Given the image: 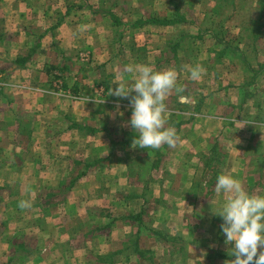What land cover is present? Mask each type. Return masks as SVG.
<instances>
[{"label": "crops", "instance_id": "obj_1", "mask_svg": "<svg viewBox=\"0 0 264 264\" xmlns=\"http://www.w3.org/2000/svg\"><path fill=\"white\" fill-rule=\"evenodd\" d=\"M255 1L223 0L231 6L230 13L212 12V20L220 16L245 23L254 18ZM27 2L0 0V80L7 83L0 82V211L17 210L21 200H28L31 206L19 207L22 211L64 210L75 216L78 225L68 231L73 217L66 218L65 223L58 219L65 216L62 211L46 216L42 226L39 221H0L1 230L6 225H18L19 235L40 228L48 236L56 232V239L65 238L69 252L62 256L58 248L48 245L49 239L34 250L26 248L14 254L9 264L16 257L18 264H72L75 257L78 264H227L234 259L231 251L226 253L222 245H217L221 239L225 242L224 234L217 237L219 217L212 215L211 220L203 221L205 217L202 220L193 211L199 210L194 209L198 203V208L215 212L227 200L228 193L215 191L220 174L232 175L251 194L264 195V168L256 172L246 165L264 161V128L250 124L248 116L252 105L264 116V43L261 66L251 71L248 65L254 61L244 55L242 67L233 59H210L212 64L201 67L198 80L179 73L177 87L183 91L173 90L168 95L167 108L169 112L178 107L179 113H185V109L196 113L176 126L178 139L174 147L164 144L159 149H144L132 143L138 133L129 124V98L110 94L121 80L130 84L134 78L124 71V62H120L118 49L113 46L120 42L117 35L111 38L112 32L108 34L109 30L86 12L75 19L64 16L52 23L48 15L39 17ZM26 20L33 22L31 26L42 27L37 37ZM249 27L237 28L251 33ZM178 28L186 29L184 25ZM233 28H226L225 34L234 32ZM212 32L209 29L206 33L213 38ZM156 33H149L151 37L144 42L132 38L133 53L140 50L150 56L154 45L149 40ZM261 35L263 40V23ZM225 40L220 39L219 44L229 49V41ZM241 41L240 48L248 54L260 48L249 34L241 35ZM182 43L179 51L184 47ZM160 44L165 54L163 63L170 61L169 52L174 51L171 43ZM204 44L196 46L194 53L206 47ZM78 50H89L92 62L87 64L96 62L100 69L96 73L89 68L72 78L82 82L81 92L77 81L71 85L64 76ZM149 58L132 57L134 61L128 63L146 65ZM53 68L64 74H53ZM55 79H61L62 90L53 86ZM187 80H204L212 85L208 90L198 85L195 91L188 87ZM257 82H262L261 90L252 87ZM76 94H82V98ZM255 94H262V103L253 101ZM179 95L189 96V103L180 104ZM167 126L172 127L170 122ZM196 179H208L198 189L202 197L194 190ZM44 193L51 194V199L42 200L40 195ZM124 213L135 215L126 217ZM203 224H207L205 230ZM207 230L214 232L212 238L204 236ZM158 233L163 236L160 238ZM20 236L18 245L26 237ZM132 237L134 244L130 247ZM212 241L217 246L210 244ZM91 244L93 251L88 246ZM6 253L12 256L8 250ZM98 256L104 259H89Z\"/></svg>", "mask_w": 264, "mask_h": 264}, {"label": "rangeland", "instance_id": "obj_2", "mask_svg": "<svg viewBox=\"0 0 264 264\" xmlns=\"http://www.w3.org/2000/svg\"><path fill=\"white\" fill-rule=\"evenodd\" d=\"M222 2L223 0H28L26 4L30 6L32 10L38 12L40 14L39 17L43 18L44 17L43 15L46 16L48 15L49 18L53 20L52 23H56V21L60 19V17L62 18L64 16H66L65 18L68 19L70 18L75 19L77 17H80V15H84V13L86 12L89 16L92 17L93 20H97L99 24L106 27L109 30L108 34L112 32V35H110L111 38L114 37L113 34L117 35L118 37L117 40H119L120 42L115 43V45L113 46L114 48L118 49V55L120 56L119 59H121L120 62L121 61L124 62L122 64L123 66L129 65L128 61H134V59L131 60L132 57L136 58L137 60H142V59L146 60V58L150 57L146 65L152 66L153 70L175 68L178 74L179 73L186 74L189 77L190 75L188 69L185 66L195 67L199 65L203 69H205L204 66H207V64H209V62L211 61L210 59H220L221 62H228L229 60L233 59V62H236L237 64L240 65V67H242V65L240 64L241 63L240 60L243 58L244 55H247L254 61L253 63L248 65L249 70L251 71L253 69H256L258 66H261L260 64L262 63L260 60H262V43H264V39L262 40V35L259 37V33L262 32V23L264 25V19L262 17L264 16V0L255 1L254 5L256 6L255 7L256 9L253 12L254 18L251 20H247L245 23L238 22L239 20L237 19H235L234 21L231 19L227 20V18L220 19V16L215 20H212L211 17L212 12L221 13L222 15L224 14L227 15L230 13L231 6L229 5L227 7ZM66 13L68 14L66 15ZM29 17L30 15L29 16L27 15L26 18L28 19ZM152 17H157L158 19L163 21L169 19L176 20V23H172L171 25H169V24H158L155 22H150L146 24L147 23L146 22L143 25H137L136 27L130 26L131 23H134L137 20L143 21ZM25 23L30 27H34L32 29L36 30V32L33 35L34 37H37L38 32L42 29V27L38 26L37 24L31 26L33 22L28 20H26ZM180 25H184L186 29L180 30L178 28L180 27ZM239 25L242 27L250 26L249 28L251 29V33L249 32L243 33V30L241 29L238 30L237 27ZM228 27H234L235 30H233L234 32H232L231 34L226 35L225 29ZM209 29H212L213 31L212 32L214 36L213 38L210 37L208 33H206L208 32ZM158 30L160 31L158 32ZM152 31L157 32L154 39L149 40V43L150 44L152 43L154 45L152 54L147 57L146 55H144V52H141L140 50L134 52L135 53L134 54L132 50L133 47L131 46L132 43L131 39L134 37H138L140 42L147 41L148 38L151 37L149 33H151ZM180 33L181 35H185V37L181 36ZM243 34H249L254 38L255 43H257V46L260 47L258 51H252V54H248L247 52H245V50H242L240 48L242 42L241 35ZM224 38H227V40L225 41H229L230 44L229 49L219 44L220 39H224ZM167 41L171 43L170 48L171 50L173 48L174 51L169 52L170 61H165V63H163L162 61L163 55L165 54L163 51V47L160 48L162 46V44L160 43L162 42L164 43ZM182 41L184 42L182 43ZM180 42L184 45V47L179 51ZM204 42L206 43L204 44V46L206 47H203L201 51L197 50V52L194 53L195 47L203 44ZM135 43L136 42H134V45L136 47ZM210 45H213L212 51L211 53H208L209 51L207 50L210 47ZM176 50L177 53H175ZM88 51L89 50H78L74 55H72L74 64L71 67L68 66V69H66V72H64L65 73L64 76L67 77V80L71 85H74L75 81H77V80L74 81L72 78L77 77L79 74L88 71L89 68L90 69L92 68L91 70L95 71L96 73L98 72V70H100L98 68L99 64H97L96 62L92 63L93 66L87 64L91 60V56L89 55ZM179 52L181 53L179 54ZM138 55H140V57ZM179 62H181L180 65ZM87 66L89 67L87 68ZM52 73L62 75L63 72H60L59 70L53 68ZM71 79L74 82H71L72 81ZM3 80L7 81L5 79ZM201 81L202 82L200 83L198 82L196 83L194 81L191 82L190 80H187L188 87L190 85L191 89L195 91L198 85L200 87H205L207 90L211 88L212 85L211 82H205L204 80ZM0 82L7 84L2 80H0ZM76 83H78V86L81 87L79 88V92H81L80 89H82V82L77 81ZM1 86L3 85L0 83V87ZM97 86L95 84V89H97ZM252 87H257V89L261 90L262 82H257ZM92 90H94V87H92ZM76 96H82V94H76ZM252 98L253 101L254 100L258 101L256 103L258 104L262 103V94H259L257 96L255 94V96ZM177 109L178 107H174L170 111L171 114L168 117V122H170V125H172V127H174L175 129L179 122L185 121V119L187 118H192L196 113L195 110L191 111L189 109H185V113H179L178 111H176ZM248 116L251 119V122H249L250 124L255 125L256 127L264 128V119H263L264 116H262V111L255 110L254 105H252V109H250V113ZM223 121L227 123L226 119H223ZM233 122L234 121L232 120V122L230 123ZM231 165L232 164H230V166ZM246 165L251 169H255L254 171L260 172L259 171L260 168L262 169L264 168V161L262 163L252 162V164L250 163ZM196 180L197 182L196 184H194L195 191H197L200 187L202 188L203 182L207 181L208 179L206 180L196 179ZM198 193L200 195L197 194L196 197H198V195L200 197L203 196L202 195L203 193L201 191L198 190ZM46 197L47 198L49 197L51 199V194L44 193L40 195V198L42 200L45 199ZM60 198L61 195L58 196V199ZM197 205L198 203L196 205L194 204V209H199V210H194L193 212L196 213L197 215L199 214L202 220L205 217V220L203 221L211 220L212 215H214V217H219L218 221L220 223L219 224L220 235L217 237H222L223 232L221 231V224H222L221 217L219 215L214 214L212 210L208 211L207 208L202 210V208L200 207L198 208ZM14 207H17L16 204ZM61 211L63 212L64 210H60V209L48 210V209L38 208L37 210L30 213L27 211H22L18 206L17 210H14L13 208V209L0 211V221H12V223H14L13 221H39L38 223L39 226H42L44 225V221H46V219L48 218V217L46 218V216H50V214L53 213H60ZM63 213L65 216H59V217L57 216L58 219L59 218L64 219L63 221H65V223H68L66 222L68 221V219L66 218L73 217L69 220L72 223L69 222L68 231L74 229L73 226L78 225L76 218H74L75 216H70L72 214L67 215L65 214V212ZM124 215H126V217L127 216L130 217L135 214L124 213ZM34 217L39 219L34 220L33 219ZM50 220L53 221L54 219L52 220L51 218ZM18 228H19L18 225L16 226L6 225L4 227V230H1L3 229V226L0 227V264H9V261L11 260L14 254L16 255L24 252L26 248H29L30 250H34L36 247L38 248L40 246H43L49 239L51 240L47 242L48 245L50 244L53 248H58L59 253H62V256L66 255V252L67 254H69L68 249H66L64 245L65 238H61L57 236L56 239V232L54 235L48 236V234L44 233L41 228L39 231L38 229L35 231L30 229H28L27 231H22L20 235L22 236L26 235V237L23 239V242H25L26 246L24 245L23 242L21 243V245H18L17 238L20 237V239H22V237L18 233ZM201 228L205 230L207 228V224L201 225ZM158 234L160 238L161 236H163L162 233H158ZM63 235H65L64 237L68 236V234H63ZM204 236L206 238H212L214 236V232L211 230L204 231ZM9 237L11 239L12 237L14 238L12 242H10ZM128 243L129 246L131 247L132 244H134V238L132 237L131 240L128 241ZM210 244L215 245L216 243L210 242ZM217 245H222L226 253H228V251H231V249L229 250L230 243H227L226 241L224 242V240L222 239L220 241V244ZM88 246L91 247L92 251L95 249L93 244ZM6 250H8L10 255L12 256L8 257L9 254L6 253ZM70 252L72 253L74 251L71 250ZM127 253L130 256V249H128ZM70 257L72 258L75 256L73 254H70ZM95 257H89V259L96 261L104 259L103 257L100 258L99 256H98L99 258H95ZM13 260L14 261H11L13 264H18L17 257L14 258ZM85 261L86 260H83L81 263ZM72 264H78L77 257L72 259Z\"/></svg>", "mask_w": 264, "mask_h": 264}, {"label": "clouds", "instance_id": "obj_3", "mask_svg": "<svg viewBox=\"0 0 264 264\" xmlns=\"http://www.w3.org/2000/svg\"><path fill=\"white\" fill-rule=\"evenodd\" d=\"M185 67L191 79L200 78L201 66ZM124 71L133 74V81L129 84L121 80L110 94L129 98L132 109L129 124L138 133L132 143L144 149H159L164 144L174 147L178 135L174 127L167 126L171 113L166 98L173 90L183 91L177 87L178 72L175 68L153 70L150 65L132 64L125 65ZM189 101L187 95L178 96L180 104ZM215 191L229 194L213 212L221 217V231L225 241L231 244L230 255L234 259L227 264H264V195L249 193L230 174L217 176ZM18 206L27 208L31 202L21 200Z\"/></svg>", "mask_w": 264, "mask_h": 264}, {"label": "trees", "instance_id": "obj_4", "mask_svg": "<svg viewBox=\"0 0 264 264\" xmlns=\"http://www.w3.org/2000/svg\"><path fill=\"white\" fill-rule=\"evenodd\" d=\"M146 22H155V23H158V24H172V23H175L176 20H170L169 19V20L163 21V20H160L158 18H148V19L143 20V21L142 20H137L134 23H131V25H133V26L143 25Z\"/></svg>", "mask_w": 264, "mask_h": 264}, {"label": "built area", "instance_id": "obj_5", "mask_svg": "<svg viewBox=\"0 0 264 264\" xmlns=\"http://www.w3.org/2000/svg\"><path fill=\"white\" fill-rule=\"evenodd\" d=\"M55 75H58V74H55ZM61 84H62V81L60 79H55L53 82V86L57 89H61ZM76 97L82 98V96H76Z\"/></svg>", "mask_w": 264, "mask_h": 264}]
</instances>
